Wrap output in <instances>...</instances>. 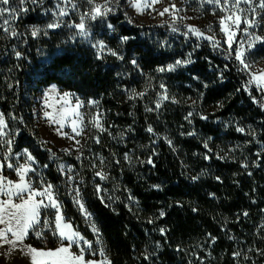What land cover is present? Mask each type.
I'll list each match as a JSON object with an SVG mask.
<instances>
[{"label": "trees", "instance_id": "trees-1", "mask_svg": "<svg viewBox=\"0 0 264 264\" xmlns=\"http://www.w3.org/2000/svg\"><path fill=\"white\" fill-rule=\"evenodd\" d=\"M46 17L36 6L11 22L20 35L0 29V111L13 152L28 149L44 168L66 218L92 239L70 199L59 167L64 160L80 170L85 206L112 264H264V93L245 89L248 74L234 55L191 36L176 39L111 17L113 28L99 26L96 35L123 59L107 52L98 59L97 50L73 40L68 27L33 38L31 30L43 29ZM256 31L264 37V20ZM123 36L130 39L122 44ZM190 53L192 63L160 75L165 87L159 85V94L130 99L158 68L189 59ZM255 53L264 56V43ZM53 84L95 100L102 111L107 131L92 127L90 110L80 160L47 143L38 128L37 98ZM161 94L169 99L161 102ZM92 150L106 158L113 173L112 202L97 191ZM125 154L135 160L126 161ZM4 175L17 179L7 168ZM46 236V243L33 235L27 241L38 248L59 244L57 237Z\"/></svg>", "mask_w": 264, "mask_h": 264}, {"label": "snow or ice", "instance_id": "snow-or-ice-1", "mask_svg": "<svg viewBox=\"0 0 264 264\" xmlns=\"http://www.w3.org/2000/svg\"><path fill=\"white\" fill-rule=\"evenodd\" d=\"M119 0H117V3ZM162 0H133L132 7L137 13L143 14V12L149 8L154 9V5L161 3ZM90 7L87 11H84L79 15V23L75 21L66 22L63 18L70 15L69 8L72 11H78V4L76 0H57L55 8L51 10L53 21L48 23L45 28L34 27L31 30V36L36 38L43 34L48 35L49 29H58L62 26L68 27L69 29L75 30V36L72 37L75 40L76 37L89 38L91 25L87 21H96L97 19H104L110 12H113V8L110 6L112 0H103V3H96V0H85ZM201 6L204 4L212 5V12L215 15L216 11L219 10L223 13L218 18L220 31L227 38L225 43L228 45V51L231 55H234L235 59L242 65L243 70L249 73V79L244 86L247 90L249 86L254 85L255 89L261 93H264V70L257 72L251 71V65L247 62L246 54L259 43H264V37L255 34V29L260 27V21L264 20V0H199ZM27 5L42 6L43 0H0V29L3 30L4 34L16 37L20 35L14 28H12L11 22L15 21L16 18L24 13L30 11ZM45 11H48L45 9ZM181 9L177 8L175 4H171L169 7H165L163 11L159 12L160 16H164L169 13L173 17V21L177 19H184V17L177 16V13ZM5 16L7 18L5 19ZM259 18V19H258ZM243 25V27H242ZM108 28L112 29L111 24L107 25ZM211 25L208 26V31H211ZM173 32L178 31L176 27L172 28ZM191 33L196 37L206 39L212 42L213 47H218L220 42L216 40L215 36H208L205 32L201 31L195 25H188L187 32L184 35ZM130 37L123 36L120 38L121 43L128 41ZM233 44L236 45L233 48ZM247 45V47H245ZM97 49V58H101L104 52L109 53L112 56H117L119 59H123L119 53L111 48H108L103 41H98L91 45ZM16 56L19 58L22 53L16 52ZM180 60L177 59L173 64H169L165 67L157 69L158 72H171L174 71L178 66L187 65L193 61L190 59ZM131 63L136 66L137 60L133 59ZM160 87L164 89V85ZM55 92V86H52L45 95H50ZM143 92L135 93L130 99L135 96L142 97ZM69 93H64L61 97L65 104L70 103ZM169 97L166 94H161V102L167 100ZM254 102L256 101L255 96L252 97ZM47 107H51L48 101H44ZM89 104H96V101H88ZM83 106V102L77 100L75 105L70 108H62L58 113V116H54L52 112L45 111L44 117L48 118L49 123L59 125L56 131L62 136H68V133L62 132L64 127V121L68 115L75 116V119L71 121L72 132L75 135L70 136V139L75 140L76 144L79 145L80 141L76 140V136L82 135L84 129L83 116L79 112V109ZM264 106V105H262ZM160 107V102L156 104V108ZM153 109H148L152 111ZM192 113L188 114L190 117ZM185 117V119H188ZM205 118L206 117H202ZM102 113L97 112L91 117L89 123L92 127L98 129L100 132H105L107 129L104 128L102 122ZM9 125L5 118V114L0 112V148L7 146V151H0V246L9 245V252L19 250L23 255L29 258V264H112V261L108 259L105 249L101 247H94L93 241L86 239L81 233L74 228L71 221H69L63 213L62 205L57 198L55 192V186L51 183H45L41 180V186L35 187L29 173L35 174L36 169L32 166L35 161V157L28 151L23 150V155L26 157L24 164L13 163L10 157L15 156L19 158L21 153H13V140L11 138L4 139L9 133L5 131ZM238 132L243 133V128H237ZM149 132H153L151 127L148 128ZM194 133H189L193 135ZM93 139L99 143V137H93ZM168 143L171 145V141ZM207 147V144H205ZM50 151V150H49ZM69 151V150H65ZM55 154L53 153V156ZM79 159V157H78ZM125 159H128L125 154ZM152 163L151 159L147 161ZM46 167V165H45ZM247 167V165H244ZM11 169L16 173L18 179L12 180L8 176L4 175V169ZM63 172V166H61ZM71 171V169H69ZM102 180L107 177L102 172H97ZM71 179V177H70ZM193 180L197 177H193ZM219 179V177H217ZM97 191H100V186L97 185ZM103 199V198H101ZM75 202L80 208L82 214L85 216L86 221L95 234L96 244H101V238L99 235V229L96 224L92 221L91 213L87 212L84 204L81 202L79 188L75 190ZM54 210V215H47L48 210ZM247 215V213H244ZM160 216H164L161 212ZM150 223L152 221H149ZM46 231H50L51 234L57 237L60 241L56 248H35L30 244H25L24 241L30 235H34L37 239H45ZM162 233L164 229L160 230ZM214 239V238H213ZM77 251H73V248ZM86 254L89 256H102L103 259H91L86 258ZM234 257L241 256L240 252H234ZM148 259V257H145ZM244 259H248L244 256Z\"/></svg>", "mask_w": 264, "mask_h": 264}, {"label": "rangeland", "instance_id": "rangeland-1", "mask_svg": "<svg viewBox=\"0 0 264 264\" xmlns=\"http://www.w3.org/2000/svg\"><path fill=\"white\" fill-rule=\"evenodd\" d=\"M57 0H47L46 1V6L42 5L40 6V10L47 16V22L51 23L53 21V16L51 14V10L55 8ZM78 4V11H72L69 8L70 15L64 17L63 19L71 21H75L76 23H79V15L83 13L84 11H87L89 9V5L85 3V0H76ZM132 2L133 0H119L117 3V0H112L111 7L113 8V12H110L106 18L104 19H97L96 21H87L91 25L90 27V37L85 39L81 37H76L78 39H82L85 42H87L89 45L95 44L96 42L100 41L99 37L96 35V28L99 26L105 27L108 24H111L110 18L111 17H116L119 20H122L124 23H127L130 26H135V27H142L144 29L148 30H162L164 34L172 35V37L179 39L181 37H188L191 36L195 38L196 40L199 41H205L208 44L212 46V42L208 41L206 39H202L199 37H196L195 35H192L189 33L187 36L184 35L185 32H187V26L188 25H195L197 26L201 31L205 32L206 35L212 36L214 35L216 40L220 42V45L218 46L219 49L228 51V45L225 43V40L227 39L225 35L220 31V26L218 23V18L223 15L222 12L219 10L216 11L215 15H213L212 12V5H207L204 4L203 6L200 5L199 0H162L161 3L155 4L153 7L155 10L152 8H149L143 12V14L137 13V11L132 7ZM96 3H103V0H96ZM171 4H175L177 8L181 9L177 13V16L179 17H184V19H177L175 22L173 21L172 15L169 13H166L164 16H160L159 12L163 11L165 7H169ZM30 8V11L34 10L36 6L33 5H27ZM47 9L48 11H45ZM259 19V18H258ZM262 21V20H261ZM260 21V22H261ZM67 22V21H66ZM112 25V24H111ZM211 25L212 30L208 31V26ZM113 26V25H112ZM176 27L178 31L173 32L172 28ZM45 28V27H44ZM256 35L261 36L260 34L257 33L256 29L254 30ZM75 34V30H74ZM75 36V35H74ZM262 37V36H261ZM261 43H257L255 47L250 51V53L246 54L247 57V62L250 63L251 65V71L252 72H259L260 70H264V56L258 57L255 53V49L260 45ZM236 45L233 44V48H235ZM247 47V45H245ZM97 50V49H96ZM162 73L161 72H155V75L151 76V79L147 82V85L145 86V89L142 91L143 93H158L159 94V85H161V80L162 78L160 77ZM248 74V79L249 73ZM55 86V92H52L50 95H45L46 92L52 87ZM255 87L254 85L249 86V89ZM64 93H69V101L70 103L65 104L64 100L61 99V97L64 95ZM47 100L48 104L51 105V107H47L44 103V101ZM82 101L83 106L79 109V112L83 116V129L84 132L82 135L76 136V140H79L80 143L79 145L76 144L75 140L70 139V136L75 135V133L72 132V125L71 121L75 119V116L73 115H68L64 121V127L62 128V132L68 133V136H62L57 133L56 129L59 127V125L54 124V123H49L48 118L44 117L43 113L45 111L52 112L54 116H58V113L62 108L67 109L75 105L76 101ZM92 100V99H90ZM84 97H82L80 94L77 92H72L68 90L62 89L58 85H50L46 87L38 96L37 98V104L35 107V115L37 118V124L38 128L41 132V135L43 139L51 144L52 146L56 147L60 151H62L64 154L69 155L72 158L79 159L80 160L83 157L84 154V149L86 148V144L88 142V129H87V116L91 110V117L94 116L97 112L102 113L101 109L99 108L98 103L96 104H89L88 101ZM95 101V100H92ZM1 112V111H0ZM103 121V115H102V120ZM103 124V122H102ZM5 131H8L6 129ZM11 138L10 135L4 137V139H9ZM12 139V138H11ZM172 143V142H171ZM69 151H65V150ZM24 150V149H23ZM23 150L19 152H13V153H21V156L19 158L12 156L10 157V160L13 163H18V164H24L26 162V157L23 155ZM0 151L6 152L7 151V146H4L3 148H0ZM92 154L95 157L94 159V180L96 185L100 186V191L99 194L105 200L106 202H112L114 200V192H113V183L114 178H113V173L111 172L110 166L107 163V160L105 157L102 155H98L95 150H92ZM128 159L126 161L132 162L135 160L132 155H127ZM137 159H140V157H137ZM0 160H2V157H0ZM35 169L36 172L35 174L29 173V175L32 178L33 185L35 187H40L41 186V180H43L45 183H50L44 176L43 170L44 168L39 167L38 163H34L32 165ZM61 166H63V176L67 185V190L70 196V199L72 200L73 204L75 205L78 213L81 215L84 227L86 230L89 232V234L92 236V239H89V237H86L83 235L81 231H79L75 225L73 224L72 220L67 218L69 221L72 222L74 228L78 230L81 235H83L86 239L93 241V246L94 247H103L105 249L106 255L108 259L110 260V255L107 250V246L105 244L103 235L101 233V230L98 226L97 221L95 220L94 215L86 208L84 199L81 194V175H80V170L70 163L67 160L61 161L59 164L60 170ZM71 169V171H69ZM10 172L16 173L12 171L11 169H8ZM97 172H102L107 178L106 179H101L99 176L96 175ZM71 177V179H70ZM18 179V178H17ZM52 184V183H51ZM53 185V184H52ZM79 188V194H80V199L81 202L84 204L85 209L87 212L91 213L92 221L96 224L97 228L99 229V235L101 238V244L97 245L96 244V237L95 234L91 231L85 216L82 214L80 208L77 206L75 202V190ZM56 192V190H55ZM57 195V193H56ZM58 198V197H57ZM64 213V210H63ZM47 215L51 216L54 215V210L49 209L47 212ZM65 216V215H64ZM66 217V216H65ZM0 227H3L0 225ZM46 234H51L50 231H46L45 233V239L41 240L43 242H47V236ZM34 236V235H33ZM35 240H39L34 236ZM28 237L25 239L24 243L25 244H30L28 243ZM60 243V241H59ZM32 245V244H30ZM59 245V244H58ZM57 245V246H58ZM33 246V245H32ZM56 246V247H57ZM35 248H38L36 246H33ZM54 247V248H56ZM9 245H3L0 246V264H29V258L25 255L22 254L21 251L19 250H14L9 252ZM39 249V248H38ZM74 251H77V249L74 247ZM86 258H91V259H103L102 256H89L86 254Z\"/></svg>", "mask_w": 264, "mask_h": 264}, {"label": "crops", "instance_id": "crops-1", "mask_svg": "<svg viewBox=\"0 0 264 264\" xmlns=\"http://www.w3.org/2000/svg\"><path fill=\"white\" fill-rule=\"evenodd\" d=\"M73 251H74V248H73Z\"/></svg>", "mask_w": 264, "mask_h": 264}]
</instances>
